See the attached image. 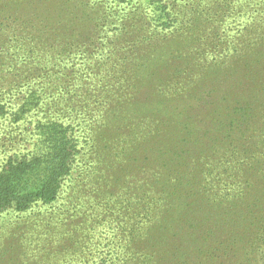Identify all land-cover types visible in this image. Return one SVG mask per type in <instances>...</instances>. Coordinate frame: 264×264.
I'll list each match as a JSON object with an SVG mask.
<instances>
[{
  "label": "rangeland",
  "instance_id": "374dc122",
  "mask_svg": "<svg viewBox=\"0 0 264 264\" xmlns=\"http://www.w3.org/2000/svg\"><path fill=\"white\" fill-rule=\"evenodd\" d=\"M9 158L0 264H264V0H0Z\"/></svg>",
  "mask_w": 264,
  "mask_h": 264
},
{
  "label": "trees",
  "instance_id": "16d2710c",
  "mask_svg": "<svg viewBox=\"0 0 264 264\" xmlns=\"http://www.w3.org/2000/svg\"><path fill=\"white\" fill-rule=\"evenodd\" d=\"M22 158H9L0 170V210L9 207L23 209L27 207L33 198L49 201L57 193V177L51 172V167L47 166L42 178L38 181L34 189L20 194L15 180L16 175L20 172H26L33 167L30 160L26 161Z\"/></svg>",
  "mask_w": 264,
  "mask_h": 264
}]
</instances>
